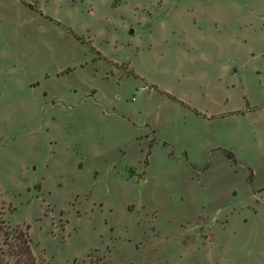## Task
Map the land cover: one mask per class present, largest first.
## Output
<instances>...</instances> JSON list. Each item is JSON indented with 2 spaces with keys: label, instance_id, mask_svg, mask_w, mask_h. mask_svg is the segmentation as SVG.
<instances>
[{
  "label": "rangeland",
  "instance_id": "rangeland-1",
  "mask_svg": "<svg viewBox=\"0 0 264 264\" xmlns=\"http://www.w3.org/2000/svg\"><path fill=\"white\" fill-rule=\"evenodd\" d=\"M0 227V264H264V0H0Z\"/></svg>",
  "mask_w": 264,
  "mask_h": 264
},
{
  "label": "trees",
  "instance_id": "trees-1",
  "mask_svg": "<svg viewBox=\"0 0 264 264\" xmlns=\"http://www.w3.org/2000/svg\"><path fill=\"white\" fill-rule=\"evenodd\" d=\"M227 154L230 158L235 159L234 153L232 151H227ZM1 231H2V228L0 227V233H1ZM18 235H17V238L20 239L19 240V247L25 252L27 257H29V259L32 260L33 264H36L35 263V256L32 252L31 239L29 237L28 232L27 231H25L24 233L19 232Z\"/></svg>",
  "mask_w": 264,
  "mask_h": 264
}]
</instances>
